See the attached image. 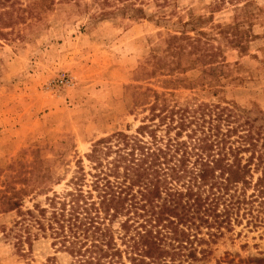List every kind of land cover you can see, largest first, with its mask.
<instances>
[{
  "label": "trees",
  "instance_id": "trees-1",
  "mask_svg": "<svg viewBox=\"0 0 264 264\" xmlns=\"http://www.w3.org/2000/svg\"><path fill=\"white\" fill-rule=\"evenodd\" d=\"M59 1L81 5L0 0V37L37 17L38 3L49 8ZM169 6L168 0H92L89 7L98 9L100 20L122 16L180 25L164 38V53L148 60L153 70L143 73L144 80L164 78V89L137 94L140 125L131 134L118 131L96 141L86 155L89 170L80 159L68 189L48 197L46 207L24 209L13 187L0 191L1 211L16 213L19 253L42 236L71 257L69 264H194L244 218L248 226H264V116L249 117L228 102L175 98L180 88L198 85L215 96L231 72L215 38L198 25L174 23ZM218 29L224 39L236 34L231 25ZM229 45L245 51L250 44ZM189 71H198V79L182 78ZM249 260L264 264V257Z\"/></svg>",
  "mask_w": 264,
  "mask_h": 264
},
{
  "label": "rangeland",
  "instance_id": "rangeland-1",
  "mask_svg": "<svg viewBox=\"0 0 264 264\" xmlns=\"http://www.w3.org/2000/svg\"><path fill=\"white\" fill-rule=\"evenodd\" d=\"M168 1L174 23L198 25L215 38L231 72L215 96L198 85L180 88L175 98L228 102L249 117L264 116V0ZM89 6L92 0L59 1L49 8L40 2L37 17L6 28L8 35L0 37V191L13 187L24 209L46 207L53 193H64L80 159L89 170L86 155L96 141L118 131L131 134L140 125L135 96L148 87L164 89V78L144 80L143 73L153 70L148 60L153 52L164 53V38L180 25L122 16L100 20L98 9ZM227 25L236 34L224 39L218 27ZM246 42L245 51L229 45ZM198 77V71L182 75L188 81ZM15 218V212L0 209V264L71 263L50 237L19 253ZM247 220L194 264H253L249 259L264 257V226H248Z\"/></svg>",
  "mask_w": 264,
  "mask_h": 264
},
{
  "label": "built area",
  "instance_id": "built-area-1",
  "mask_svg": "<svg viewBox=\"0 0 264 264\" xmlns=\"http://www.w3.org/2000/svg\"><path fill=\"white\" fill-rule=\"evenodd\" d=\"M61 82H62V83L64 82L63 79L61 80Z\"/></svg>",
  "mask_w": 264,
  "mask_h": 264
}]
</instances>
